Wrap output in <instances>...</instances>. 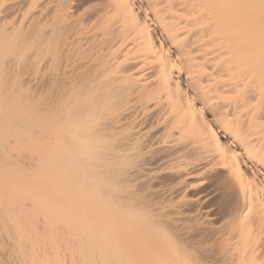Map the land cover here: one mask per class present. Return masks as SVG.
<instances>
[{"label": "bare ground", "instance_id": "1", "mask_svg": "<svg viewBox=\"0 0 264 264\" xmlns=\"http://www.w3.org/2000/svg\"><path fill=\"white\" fill-rule=\"evenodd\" d=\"M258 5L0 0V264H264Z\"/></svg>", "mask_w": 264, "mask_h": 264}, {"label": "snow or ice", "instance_id": "2", "mask_svg": "<svg viewBox=\"0 0 264 264\" xmlns=\"http://www.w3.org/2000/svg\"><path fill=\"white\" fill-rule=\"evenodd\" d=\"M244 7H256L257 5L255 3H248L243 5ZM259 8L261 9V16L262 19H264V0H259Z\"/></svg>", "mask_w": 264, "mask_h": 264}]
</instances>
